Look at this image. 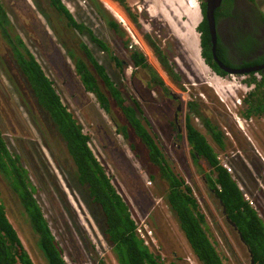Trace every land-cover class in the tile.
Returning a JSON list of instances; mask_svg holds the SVG:
<instances>
[{
    "label": "rangeland",
    "instance_id": "374dc122",
    "mask_svg": "<svg viewBox=\"0 0 264 264\" xmlns=\"http://www.w3.org/2000/svg\"><path fill=\"white\" fill-rule=\"evenodd\" d=\"M14 1L18 3L17 0ZM23 1L28 6L26 7L27 10L12 9L9 7L11 0H2L7 6L12 20L13 34L22 37L25 45L55 82L63 102L83 125L85 132L90 135L91 147L95 155L112 177L113 183L121 195L131 206L133 216L137 221L145 220L153 228L159 247L156 249L152 247L153 252L162 255L167 262L176 257H183L187 264H199L180 230L175 214L167 206L166 192L169 186L166 181L160 178L158 168L151 164L146 147L134 134L129 135L128 139L122 135H117L112 119H120L119 111L113 109L111 114L104 112L95 96L87 92L77 76L74 68L75 62L71 60L67 48L63 46L61 41L67 38L69 45L82 55L78 45V37L53 10L49 0ZM99 1L104 7L103 10L106 11L105 14H102L89 1L63 0L79 23L86 25L97 38L105 41L112 48L114 54L121 53L119 50L124 35L123 33L116 34L109 27L108 20L114 19L123 28L124 26L104 4L107 2L115 5L116 2L113 0ZM16 3L14 4L16 5ZM127 3L131 9H136L138 13L141 9H148L149 19L159 20L160 28H165L169 32L168 35L172 34L179 43H183L181 46L184 60L179 59L177 62L179 70L183 72V83L195 90L209 119L217 128L222 129L224 120L221 118L223 117L215 112L210 113L211 109H220L223 111L221 113L224 114L226 108L220 97L228 103L230 102L228 94L233 100L234 98L229 92V80L215 76L212 71L206 68L201 58L199 45L201 35L198 26L203 15L200 9V1L127 0ZM118 6L123 9L119 4ZM118 6L116 7L118 8ZM25 12L33 15L34 22L25 20L23 17ZM106 13L108 18L104 17ZM139 23L144 25L146 31L152 33L153 29L147 21L141 19ZM125 33L130 38V33L126 31ZM54 35L59 41H53V44L49 46V41L45 40L50 39L51 41ZM79 37L93 50L98 63L105 67L108 75L117 86L129 91V67L126 66V74L120 73L110 55L96 46L88 33L79 35ZM138 40L143 51L153 62L151 52L144 41ZM236 80L239 81L242 78H236ZM192 83L195 87H191L190 84ZM211 86L216 88L220 96ZM184 89V93L180 95L187 103L194 95H190L188 90ZM107 94L110 97L111 106L114 108V99L109 92ZM239 116L243 117L244 115L239 114ZM257 119L260 121L256 122L255 128L252 127L251 129L245 124L246 132L250 133L248 135L250 140L247 143L252 149L258 150L260 157L264 159V117H257ZM261 119L263 120L261 121ZM148 120L150 132L159 139L157 142L164 150L167 160L173 169L192 186L201 208L208 218L213 241L225 264H250L247 248L225 221L216 199L206 186L203 174L197 170V166L189 155L185 135L182 141L173 140V130L166 124L158 123L151 116L148 117ZM194 123L205 134L199 122L197 123L196 120ZM103 125L106 127L105 130ZM0 128L10 150L21 156L24 166L29 170L37 190L36 198L43 208L53 234L63 247L68 264H118L112 248L102 234V227L93 217L80 189H77L72 179L60 169L59 163L61 164V158L65 157L66 146L49 116L37 103L26 78L12 56L9 44L2 37L1 32ZM167 133L170 134V138H168ZM207 136L217 152L222 151L218 150L214 140L209 135ZM229 141L233 143V146L235 145L232 140ZM225 142L228 143L227 139ZM221 153H225L224 150ZM234 164H232L236 172L234 174L237 178L240 177L239 180L244 183L242 166ZM240 164L251 171L254 179L258 177L259 172L251 170V165L248 162ZM151 176H154L155 179H151ZM70 181L75 187L69 184ZM242 182L241 186L252 195L253 189L246 187L245 183ZM262 185L260 182V189L264 187ZM0 201L4 204L10 221L18 231L34 263L47 264L45 256L38 248L36 237L27 222V217L18 197L12 193L1 178ZM95 212L99 215L97 210ZM258 212L264 219V205ZM98 220L101 223L102 217L100 216Z\"/></svg>",
    "mask_w": 264,
    "mask_h": 264
},
{
    "label": "trees",
    "instance_id": "16d2710c",
    "mask_svg": "<svg viewBox=\"0 0 264 264\" xmlns=\"http://www.w3.org/2000/svg\"><path fill=\"white\" fill-rule=\"evenodd\" d=\"M86 1H89L102 14H105L106 11L103 10L104 7L99 0ZM113 1L130 11L131 8L127 0ZM49 3L53 10L66 22L67 27L78 37V45L83 54H90L89 59H85L69 45L67 38L61 41L68 52L76 58L77 70L82 77L86 90L92 94L96 93L97 102L101 109L111 114L113 109L110 97L106 93L108 90L126 115L125 118H130L135 113L133 108L119 96L120 92L105 67L98 63L93 50L86 43L81 42L82 39L79 34L88 33L93 43L101 48L103 52L108 53L114 62L118 63L116 61L117 56L113 53L112 48L105 41L97 38L86 25L79 23L63 0H49ZM106 15L104 17L108 18V15ZM134 20L138 22L137 19ZM108 25L116 34L123 33L120 24L114 19L108 20ZM199 30L202 35V55L208 64L219 71L218 65L212 59L210 30L207 20L200 25ZM0 32L9 44L12 56L26 78L37 103L49 116L66 146L65 157L63 156L61 164L59 163L60 169L72 179L76 188L80 189L93 217L102 227V234L112 248L118 264H187L183 257H176L169 262L165 261L162 255L154 253L140 238L137 232V219L133 216L132 208L95 155L91 147L90 135L84 131L83 125L63 103L55 82L49 77L32 51L21 40V36L13 34L12 22L2 0H0ZM147 38L150 46L161 54L157 44L149 36ZM128 44L129 42L127 46ZM133 60L137 65L148 67L147 59L142 53L133 56ZM87 63L91 64L93 70L104 81L107 89L105 92L103 90L101 92V88L96 86L94 74ZM161 63L167 71L172 72L173 69L166 63L165 58H162ZM262 86H264V83L260 84V87L256 89L252 96L255 101L253 106H257L258 108L255 109H258L261 115L264 116V89L261 88ZM192 109L194 110V108ZM194 111L197 112V110ZM249 115L250 113L247 114V116ZM199 118L206 125L209 126L210 124L209 120L201 114H199V117L194 118L193 124L188 121L187 142L194 164L197 166V170L203 174L210 192L218 196L222 202L230 222L236 225L245 244L250 249L255 264H264V220L258 210L245 199L236 177L221 165L219 155L223 150L217 152L209 142L208 136L195 125L194 122ZM113 119L118 124L116 122L118 118ZM118 125L119 132L125 139H128L127 128L122 127L120 123ZM135 128H137L136 135L148 151L151 164L158 168L160 178L166 181L169 186L166 192L167 206L175 214L180 230L193 256L199 264H225L213 241L208 218L203 212L192 186L173 169L166 158L164 150L150 132L148 125L136 122ZM210 129L212 139L223 148L222 138L214 132L216 128L211 126ZM0 178L18 197L27 217V222L36 237L38 248L45 256L47 264H68L63 247L53 234L43 208L36 198L37 190L32 182L30 172L24 166L21 156L10 150L1 128ZM150 178L155 179L154 176ZM69 184L75 187L71 181ZM100 216L102 217L101 223L98 220ZM0 264H35L1 201Z\"/></svg>",
    "mask_w": 264,
    "mask_h": 264
},
{
    "label": "flooded vegetation",
    "instance_id": "af4514ba",
    "mask_svg": "<svg viewBox=\"0 0 264 264\" xmlns=\"http://www.w3.org/2000/svg\"><path fill=\"white\" fill-rule=\"evenodd\" d=\"M17 1L18 3H16V1L14 0H11V4H9V7H11L12 9L17 8L27 10L26 7L28 6L23 3V0ZM200 1L201 9H203V19L205 18V20H207L209 0ZM14 3H16V5ZM120 6L123 8L121 10L127 17L126 21L130 25L131 29L129 30V28L125 27L124 25L123 28L120 25L123 30L124 39L119 50V52L121 53L115 54L117 56L116 61L118 62H115V65L117 66V70L120 71V73L123 72L124 74H126V66L129 67V91L123 89V87H118L112 78L111 80L115 83L117 90L120 92L119 96L127 101L130 107L133 108L135 113L130 118H125L126 115L118 106L117 102L115 101L116 99L113 98L115 104L114 108L112 107V109H117L119 111L120 117V119H118V121L116 122L118 124L120 123L122 127L127 128L128 136L134 134V136L138 140H140L136 135V122H139L142 125L146 124L149 127L150 123L148 117L150 118L151 116L158 123L166 124L170 129L173 130V140L182 141L184 135L187 138L188 121L190 124H193L192 121L194 120V118L199 117V114H201L205 119L209 120L210 123L208 126L203 121H201V118L197 119V123L199 122L200 126L202 127L201 129L204 130L205 134L209 135L212 139V136L210 135V128L211 126H213V128H216L214 129V132L218 133L222 138V145L224 146L223 148H221L220 145L214 141L215 146L218 148V150H224V156L229 159L232 164L235 163L239 165V163L241 162L244 164H246L245 162H248L251 165V170L259 172L258 177L254 179L251 171L249 169L247 170L246 167L241 164L244 170V178L249 187L253 189L252 195L254 196H252V201L254 202V204L262 208V206L264 205V187L260 189V182L263 184L262 186H264V161L260 159V153L258 152V150H256L255 148L252 149L250 145H248L247 142L250 140L248 138V135H250V133L248 134L246 132V126L248 125L252 129V127L257 124L256 122L260 121L259 119H257V117L263 116V114L260 115V111L258 113L256 112L257 110L255 108L258 107L253 106V104H255V101L253 100L252 95L255 90L260 87V84L264 83V0H222V2L216 7L214 13L216 22L215 34L217 38L216 53L218 59L224 64L226 68L238 72L236 73L237 76L247 75L248 79H246L245 84L247 85V87H249V89H253L252 93H250V95L248 96V99L247 97H244L247 100L243 104L241 103V107L237 106L235 103L233 104L234 109L237 110L238 113L236 111L233 112V110L231 109V105L227 106L228 111H226L224 114L221 113L223 111L220 109H211L212 111L210 113L215 112L220 117H223L221 118L222 120H224V124H221L223 126L222 129L217 128L209 119L206 111L202 108L203 105L201 106L202 101L198 99L195 90L187 87L183 83V72L179 70V67L177 65L179 59L184 60V53L181 46L183 45V43H179L172 34L168 35L169 32L165 28H160L161 24L159 23V20L149 19L147 14L148 9H139L140 13H138L136 9H129L130 11H128L122 5ZM5 7L6 9H8L6 5ZM26 13L27 15H25ZM23 17L25 18V20L27 19L30 22H34L33 15L28 12H25L23 14ZM134 19H137L138 22H136V20ZM141 19L149 23L150 27L154 30H152V33L146 31L144 29V25H140L139 21ZM207 25L209 26L208 20ZM125 31L130 33V38H128ZM134 32L136 33V35ZM209 34L212 59L215 64L218 65L213 54L211 31ZM147 36H149L151 40L157 44V47L161 51V54L157 53L156 50H154V48L150 46ZM53 37L54 38L51 41L50 39L45 40L49 41V46L53 44V41H59V39L56 38L55 35ZM138 39L144 41L145 45L150 50L153 57V62L150 61L147 54L143 51ZM21 40L23 41L22 37ZM127 40H129L128 46ZM81 42L84 41L82 40ZM199 45L201 47V52H203L202 39H200ZM57 52L58 51L56 50V53ZM67 53L71 60L76 61V58H74L70 52L67 51ZM138 53H142L145 56V58L147 59L148 67L135 64L133 56H136V54ZM78 55L80 54L78 53ZM89 55L90 54L87 53L83 54L82 52V55L80 56L84 57L85 59H89ZM162 58L166 59V63H168L173 69L172 72L167 71L164 68L163 64L161 63ZM205 63L208 69L212 71L214 75L220 74L226 77L235 75L233 73H230L229 71H225L223 69L221 70L219 66L218 68L220 70L217 71L215 68H213L212 65L207 63L206 59ZM87 64L90 65V70L94 74L96 86L101 88V92L102 90L105 92L107 89L105 87L104 81L93 70L91 64ZM230 81L231 80H229V82ZM249 81H251L252 83L249 84ZM190 85L191 87H195L194 83ZM232 85L235 86L234 83H232L231 86ZM184 88L188 90L190 95H194V97L190 98L187 103L184 102L185 100L183 99V96L180 95L181 93H184ZM261 88L264 89V86H262ZM107 92L109 91L107 90L106 93ZM109 94L111 95L110 92ZM232 96L233 98L238 97L237 94ZM95 98L97 100L96 95ZM231 102L233 103L234 101L231 100ZM192 108H194V110H197V112ZM249 113L250 115L247 116V114ZM236 114L244 115L243 117L245 119V122L243 123V128L246 133L242 132L243 128L239 125L238 119L235 116ZM262 120L263 119H261V121ZM118 124H116L114 120V127L116 128L115 130L117 135H122L119 132ZM103 129H106L104 125ZM167 136L168 138H170L169 133H167ZM155 139L159 140L157 138ZM225 139H227L228 141L227 144L225 142ZM229 140H232L235 145L233 146V143H230ZM189 155L191 156L190 148ZM257 158H259V160H257ZM252 159H254V162H252ZM259 166L261 167V171ZM259 176L261 180L259 179Z\"/></svg>",
    "mask_w": 264,
    "mask_h": 264
},
{
    "label": "clouds",
    "instance_id": "9594fccd",
    "mask_svg": "<svg viewBox=\"0 0 264 264\" xmlns=\"http://www.w3.org/2000/svg\"><path fill=\"white\" fill-rule=\"evenodd\" d=\"M200 1V0H199ZM117 3V2H116ZM119 4V3H118ZM200 9H201V1H200ZM202 11H203V9H201V13H202ZM202 15H203V13H202ZM203 20L205 21V18L204 19H202V21H201V23H200V25L203 23ZM208 20V19H207ZM121 23V22H120ZM122 24V23H121ZM123 25V24H122ZM200 25L198 26V30H199V27H200ZM199 32H200V30H199ZM200 35H201V33H200ZM200 39H202V35H201V38ZM217 54V53H216ZM97 58V57H96ZM201 58H202V60H203V62H204V64L206 65V63H205V59H204V57H203V55H202V52H201ZM75 62V61H74ZM75 72H76V74H77V76L80 78V81H81V83L83 84V82H82V77H81V75L78 73V70H77V66H76V62H75ZM206 68L208 69V67H207V65H206ZM214 74V73H213ZM234 74V73H233ZM236 75V74H235ZM231 76V77H226V76H224V75H220V74H217V75H215V76H218V77H220V78H222V79H224V78H226V79H228V80H230V78H232L231 79V81L229 82V85H228V88H229V92H231V94L232 95H238V97H236V98H234V100L232 99V97L228 94V96H229V98H230V102L228 103L226 100H224L222 97H220V100L225 104V108H226V111H228L227 110V106L228 105H231V109L233 110V112H235L236 110L234 109V106H233V104L235 103L237 106H239V107H241V105L248 99V96L250 95V93H252V88L251 89H249V87H247V85L245 84V81H246V79H248V76L247 75H242V76ZM111 78V77H110ZM236 78H242V80H236ZM217 83V82H216ZM232 83H234L235 84V86H231V84ZM252 82L251 81H249V84H251ZM257 83V82H256ZM84 85V84H83ZM85 87V86H84ZM212 87V86H211ZM215 91H216V94L218 95V96H220V94H219V92L216 90V88H214V87H212ZM86 89V88H85ZM255 90V89H254ZM256 91V90H255ZM88 92V91H87ZM89 94H92V93H90V92H88ZM92 95H94V94H92ZM95 96V95H94ZM244 97H247V99H245ZM231 100H233L234 102L232 103L231 102ZM64 103V102H63ZM242 103V104H241ZM65 104V103H64ZM99 104V103H98ZM66 105V104H65ZM67 106V105H66ZM70 110V109H69ZM257 111V113L259 112L258 111V109H256ZM105 112V111H104ZM237 113H238V111H237ZM260 115H261V113H260ZM236 117H237V119H238V123H239V125L240 126H242V128H243V123L245 122V119H244V117H241V116H239V114L237 115H235ZM261 117H264V116H261ZM85 131V130H84ZM242 132L243 133H246L245 132V130H244V128L242 129ZM215 148V147H214ZM217 151V150H216ZM224 153H221L220 155H219V161L221 162V165L228 171V172H230L231 174H233L235 177H236V179H237V182H238V184H239V186H240V189H241V191L243 192V194H244V197H245V199L248 201V202H250V204H252L257 210H261V208L259 207V206H257L256 204H254V202L252 201V195H250L247 191H246V189L245 188H243L241 185V180H239L240 179V177H238L237 178V176L234 174V173H236L235 172V170L233 169V165H232V163L223 155ZM261 158V157H260ZM261 160L262 161H264V159H262L261 158ZM241 162V161H240ZM242 163V162H241ZM246 163V162H245ZM239 165H241L240 163H239ZM226 166H228L229 168H227ZM243 174V177H244V173H242ZM243 183V182H242ZM245 185H246V187L248 186L249 187V185H248V183L246 182V180H245ZM243 183V184H244ZM189 184V183H188ZM190 185V184H189ZM244 185V186H245ZM191 186V185H190ZM210 191V190H209ZM212 193V195L214 196V198L216 199V195H214V193L213 192H211ZM216 201H217V203H218V199H216ZM220 201V200H219ZM219 204V203H218ZM220 206V205H219ZM220 210L222 211V215H223V209H222V207H220ZM224 216V215H223ZM260 216H261V214H260ZM224 218H225V216H224ZM142 220V219H141ZM141 220H139V221H137V222H140ZM225 221H226V219H225ZM227 222V221H226ZM228 224V223H227ZM149 225V224H148ZM229 225V224H228ZM150 226V225H149ZM232 229H233V231L239 236V231H235V229H234V227H232V225H229ZM151 227V226H150ZM152 228V227H151ZM152 230H153V228H152ZM239 232V233H238ZM239 239H240V237H239ZM240 241H241V239H240ZM145 242V241H144ZM245 242V241H244ZM243 245L247 248V250H248V253H249V260H250V264H252V257H251V252H250V249L248 248V246H246V244L245 243H243ZM152 251H153V249H152V247L153 248H159L158 247V243L157 244H153L152 246H148ZM253 256V255H252ZM254 259V258H253ZM197 261V260H196ZM254 264H255V262H254Z\"/></svg>",
    "mask_w": 264,
    "mask_h": 264
},
{
    "label": "water",
    "instance_id": "95a60500",
    "mask_svg": "<svg viewBox=\"0 0 264 264\" xmlns=\"http://www.w3.org/2000/svg\"><path fill=\"white\" fill-rule=\"evenodd\" d=\"M222 2V0H209V5H208V9H207V19H208V22H209V28H210V31H211V36H212V43H213V54H214V58H215V61L216 63L218 64V66L220 67V69L222 70H225V71H229L230 73H238L236 71H233V70H230L228 68H226L224 66V64L222 62H220V60L218 59L217 57V54H216V44H217V38H216V32H215V26H216V22H215V16H214V13H215V10H216V7ZM216 199H218V203L220 205V207H222L223 209V215L225 216V219L227 221V223L229 225H232V227H234L235 231H238L237 227L235 224H233L232 222H230L228 216H227V212H226V209L224 208L223 204L221 201H219V198L218 196H215ZM239 233V232H238ZM239 236H240V239L243 243L244 242V239L242 237V235L239 233ZM251 259H252V264H254V259H253V256L251 255Z\"/></svg>",
    "mask_w": 264,
    "mask_h": 264
},
{
    "label": "built area",
    "instance_id": "2783aa9c",
    "mask_svg": "<svg viewBox=\"0 0 264 264\" xmlns=\"http://www.w3.org/2000/svg\"><path fill=\"white\" fill-rule=\"evenodd\" d=\"M229 168L228 166H226ZM137 232L140 236V238L145 241V244L147 246H152L153 244H157L156 238L154 235V231L152 228L146 223L145 220H141L140 222H137Z\"/></svg>",
    "mask_w": 264,
    "mask_h": 264
},
{
    "label": "bare ground",
    "instance_id": "6f19581e",
    "mask_svg": "<svg viewBox=\"0 0 264 264\" xmlns=\"http://www.w3.org/2000/svg\"><path fill=\"white\" fill-rule=\"evenodd\" d=\"M115 3V2H114ZM106 8L127 28H130V25L128 24V22L126 21V17L123 16L125 15L124 13H122V10L119 8L118 4L115 3L116 6H118V8L113 4V3H107L104 2ZM154 11V10H153ZM151 12V11H150ZM154 13V12H153ZM156 14V13H155Z\"/></svg>",
    "mask_w": 264,
    "mask_h": 264
}]
</instances>
